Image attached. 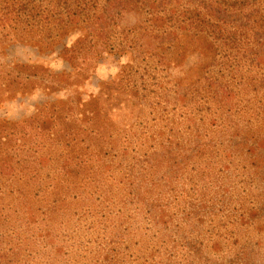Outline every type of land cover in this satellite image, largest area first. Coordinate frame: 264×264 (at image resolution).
I'll return each instance as SVG.
<instances>
[{
    "label": "rangeland",
    "instance_id": "374dc122",
    "mask_svg": "<svg viewBox=\"0 0 264 264\" xmlns=\"http://www.w3.org/2000/svg\"><path fill=\"white\" fill-rule=\"evenodd\" d=\"M236 2L99 0L45 53L0 29V264H264V0Z\"/></svg>",
    "mask_w": 264,
    "mask_h": 264
},
{
    "label": "trees",
    "instance_id": "16d2710c",
    "mask_svg": "<svg viewBox=\"0 0 264 264\" xmlns=\"http://www.w3.org/2000/svg\"><path fill=\"white\" fill-rule=\"evenodd\" d=\"M244 3H248L247 0H237L234 7L244 9ZM98 5L99 0H15L10 8L2 10L0 29L8 31L12 28L13 21L15 28L12 29L18 32V28H22L21 31L26 34L28 31L42 29L45 25L47 29L41 31L44 34L41 40L22 36H17L16 41L13 40L17 44L35 47L38 53H45L49 49L55 50L59 44L58 39L70 35L75 29L82 27V24L104 20L105 15L101 13ZM178 12L181 21L186 24L191 22V27L210 34L213 40L223 36L225 22H221L218 17L219 21L212 20L199 9L181 8ZM44 18L47 21L45 23ZM80 44L79 41L71 46L63 45L61 48V57L72 68L74 60H77L75 51Z\"/></svg>",
    "mask_w": 264,
    "mask_h": 264
}]
</instances>
